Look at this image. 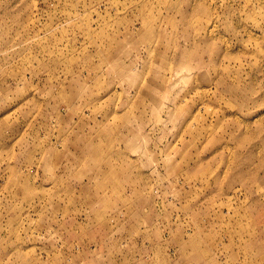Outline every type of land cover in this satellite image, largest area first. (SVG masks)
Segmentation results:
<instances>
[{
    "label": "rangeland",
    "instance_id": "374dc122",
    "mask_svg": "<svg viewBox=\"0 0 264 264\" xmlns=\"http://www.w3.org/2000/svg\"><path fill=\"white\" fill-rule=\"evenodd\" d=\"M0 264H264V0H0Z\"/></svg>",
    "mask_w": 264,
    "mask_h": 264
}]
</instances>
